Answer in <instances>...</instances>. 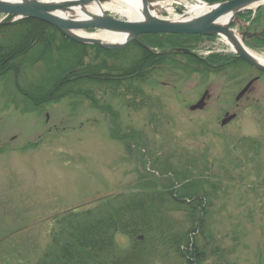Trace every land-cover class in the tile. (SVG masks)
Returning a JSON list of instances; mask_svg holds the SVG:
<instances>
[{
	"label": "rangeland",
	"instance_id": "374dc122",
	"mask_svg": "<svg viewBox=\"0 0 264 264\" xmlns=\"http://www.w3.org/2000/svg\"><path fill=\"white\" fill-rule=\"evenodd\" d=\"M156 18L173 21L166 13ZM242 25L248 24L232 30L239 33ZM186 46L197 56L230 52L217 40L187 41ZM255 53L264 55V50ZM37 76L33 69L21 82L33 84ZM255 77L260 79L248 98L235 103ZM10 78L0 81V264L54 262L71 226L117 208V197L126 200L147 191L149 181L158 190L163 182L153 176L166 180L168 171L202 180L211 205L198 242L213 237L205 240L218 245L227 264H264L263 75L246 67L187 76L172 70L135 83L136 97L130 92L116 98L105 87H93L96 109L74 99L38 111L15 93ZM205 91V108L190 112ZM225 112L236 118L220 127ZM160 211L152 218L185 228L184 214ZM146 239L115 235L114 256L127 255ZM208 255L211 264L219 257L211 250ZM164 263L159 258L142 262Z\"/></svg>",
	"mask_w": 264,
	"mask_h": 264
},
{
	"label": "trees",
	"instance_id": "16d2710c",
	"mask_svg": "<svg viewBox=\"0 0 264 264\" xmlns=\"http://www.w3.org/2000/svg\"><path fill=\"white\" fill-rule=\"evenodd\" d=\"M200 1L217 4L230 0ZM251 15L246 12L239 18L245 16L249 20ZM10 19L0 24V81L11 77L15 93L34 111L74 99H83L96 109L98 104L91 88L105 87L116 98L127 96L130 92L136 97L135 83L147 82L155 74H171L172 70L187 76L249 67L233 56L212 55L202 60L171 52V48H187V41L197 42L199 37H139L140 43L157 49L160 54L136 43L122 51H107L71 42L50 25L37 20L23 19L9 23ZM253 23L264 26V8L257 9ZM253 47L264 50V41L254 42ZM89 51L94 52L93 56L89 57ZM33 69L38 75L36 81L22 84L21 79L25 81L28 71ZM168 173L170 176L166 180L153 176L154 180L163 182L158 190L157 184L149 181L144 187L147 191L142 190L141 194L126 200L117 197L114 199L119 203L117 208L104 210L93 222L71 226L54 262L44 259L41 264H142L154 258L164 260V264H172L170 261L211 264L207 262L208 250L215 257L219 256L212 264H227L218 245L211 247L210 240H205L212 241L213 237L206 235L202 242L197 241V235L201 236L205 230L207 208L211 205L207 194L202 193V180L187 172ZM162 208L184 214L185 228L165 224L158 216L153 219ZM117 234L135 239L142 234L147 239L144 245L137 242L127 255L117 258L114 256Z\"/></svg>",
	"mask_w": 264,
	"mask_h": 264
},
{
	"label": "water",
	"instance_id": "95a60500",
	"mask_svg": "<svg viewBox=\"0 0 264 264\" xmlns=\"http://www.w3.org/2000/svg\"><path fill=\"white\" fill-rule=\"evenodd\" d=\"M88 0H78L77 2H44L41 0H0V15L11 16L13 21L23 19H33L46 23L56 29L63 37L79 45L98 46L104 50L119 51L126 48L132 42H138V37L142 35H175V36H202L214 38L217 36H226L233 40L231 35V25L238 24L237 15L247 6L259 4L264 5V0H230L214 5H208L211 8L205 14L185 22H172L158 19L153 16H146L141 21L122 20L113 18L103 13L98 15H89L84 20H72L59 18L54 14L58 10H68L74 6H84ZM143 3H151L149 0H142ZM207 5V4H206ZM256 7V8H257ZM235 14L227 26H220L217 21L227 13ZM245 31L239 33L242 42L245 38H251L252 35ZM96 31L99 34L110 33L115 35H124L126 38L118 43H107L100 39H89L79 36L78 33ZM147 49L146 47H144ZM177 53L190 54L187 50H176ZM235 55L248 64L253 69L264 73V66L254 61L242 48L237 47ZM256 80L250 81L235 97L238 102L248 92ZM208 99V92H205L201 99L189 108V111L202 110L205 106V100ZM235 115H225L220 122V126L228 125Z\"/></svg>",
	"mask_w": 264,
	"mask_h": 264
},
{
	"label": "bare ground",
	"instance_id": "6f19581e",
	"mask_svg": "<svg viewBox=\"0 0 264 264\" xmlns=\"http://www.w3.org/2000/svg\"><path fill=\"white\" fill-rule=\"evenodd\" d=\"M18 1V0H10ZM44 2H77L78 0H41ZM175 5H179L182 8L176 9ZM259 4H254L247 6L245 9L253 10ZM211 7L205 3L198 2L197 0H157L151 3H143L142 0H88L84 5H77L68 10H58L54 12L56 16L64 19L72 20H84L87 19L89 15H98L105 12H112L123 18L131 21H141L147 15L158 17L159 15L166 13L173 17L172 22H185L193 20L206 12L209 11ZM180 10V11H179ZM179 11L181 14H176L175 12ZM233 13L224 14L217 21V24L220 26H227L230 21L233 19ZM231 35L233 40L222 35L221 43L227 45L232 52L237 51V47L242 48L254 61L258 64L264 66V55L257 54L247 49L242 40L241 36L231 30ZM79 36L89 38V39H100L103 42L107 43H118L126 38L124 35H115L110 33L102 34H87L84 32L78 33Z\"/></svg>",
	"mask_w": 264,
	"mask_h": 264
},
{
	"label": "flooded vegetation",
	"instance_id": "af4514ba",
	"mask_svg": "<svg viewBox=\"0 0 264 264\" xmlns=\"http://www.w3.org/2000/svg\"><path fill=\"white\" fill-rule=\"evenodd\" d=\"M240 20H242V21H244V22H246V23H248L249 24V26H248V29H247V31H248V33L250 34V35H252L253 37L252 38H247L246 39V44L248 45V46H250V47H252L253 49H254V47H253V44H254V42H261V41H264V26H260L259 27V25H256V24H254L253 23V20H254V15L252 16L251 15V18H249V20H247V17H241L240 18ZM200 40H209V41H211L212 42V40L213 39H206V38H199ZM214 41H215V39H214ZM191 56H193L194 58H198V59H200V58H202L203 56H200V58L197 56V55H194V54H191ZM203 60V59H202ZM260 76L262 75V74H260V73H258ZM264 76V75H263ZM253 79H256V81L255 82H257V81H259V79H260V77H255V78H253ZM252 80V79H251ZM250 80V81H251ZM254 82V83H255ZM252 88H253V86L248 90V92L242 97V99H244V98H248V95L253 91L252 90ZM241 99V100H242ZM209 100V99H208ZM241 100H239L238 102H240ZM237 102V103H238ZM225 114H227V112H225L224 113V115ZM223 115V116H224Z\"/></svg>",
	"mask_w": 264,
	"mask_h": 264
}]
</instances>
